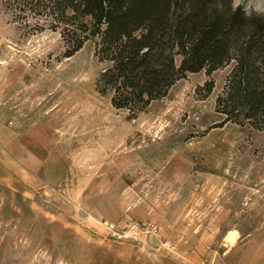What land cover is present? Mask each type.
<instances>
[{"label":"rangeland","instance_id":"374dc122","mask_svg":"<svg viewBox=\"0 0 264 264\" xmlns=\"http://www.w3.org/2000/svg\"><path fill=\"white\" fill-rule=\"evenodd\" d=\"M50 1L0 0V264H264V122L217 107L233 62L116 109ZM132 222L159 233L110 229Z\"/></svg>","mask_w":264,"mask_h":264},{"label":"trees","instance_id":"16d2710c","mask_svg":"<svg viewBox=\"0 0 264 264\" xmlns=\"http://www.w3.org/2000/svg\"><path fill=\"white\" fill-rule=\"evenodd\" d=\"M51 1L74 35L67 57L97 39L96 55L108 63L99 82L116 109L137 113L185 74H210L232 61L218 111L264 122V16L246 18L232 0Z\"/></svg>","mask_w":264,"mask_h":264},{"label":"built area","instance_id":"2783aa9c","mask_svg":"<svg viewBox=\"0 0 264 264\" xmlns=\"http://www.w3.org/2000/svg\"><path fill=\"white\" fill-rule=\"evenodd\" d=\"M111 231L114 235L118 236L119 238H133L139 234H145L149 237L153 238L156 237L159 233V228L155 224H148V223H139V222H132L123 228L122 231H117L112 228ZM161 245L167 246L168 242H162Z\"/></svg>","mask_w":264,"mask_h":264},{"label":"clouds","instance_id":"9594fccd","mask_svg":"<svg viewBox=\"0 0 264 264\" xmlns=\"http://www.w3.org/2000/svg\"><path fill=\"white\" fill-rule=\"evenodd\" d=\"M243 5V11L246 18H251L253 13L264 15V0H232V10L235 11Z\"/></svg>","mask_w":264,"mask_h":264}]
</instances>
